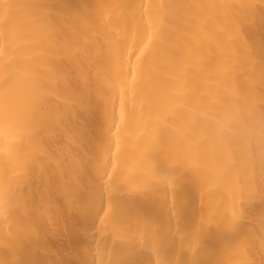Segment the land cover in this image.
<instances>
[{
  "label": "bare ground",
  "instance_id": "6f19581e",
  "mask_svg": "<svg viewBox=\"0 0 264 264\" xmlns=\"http://www.w3.org/2000/svg\"><path fill=\"white\" fill-rule=\"evenodd\" d=\"M0 264H264V0H0Z\"/></svg>",
  "mask_w": 264,
  "mask_h": 264
}]
</instances>
